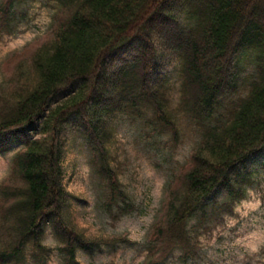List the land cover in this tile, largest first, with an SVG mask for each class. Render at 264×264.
<instances>
[{
  "label": "trees",
  "instance_id": "obj_1",
  "mask_svg": "<svg viewBox=\"0 0 264 264\" xmlns=\"http://www.w3.org/2000/svg\"><path fill=\"white\" fill-rule=\"evenodd\" d=\"M21 1L0 0V30L11 32ZM57 1L52 38L6 62L8 69L14 60L13 70L0 82V154L21 146L0 184V264H48L47 230L60 264H79V251L129 243L87 236L67 215L63 133L70 124L86 139L91 168L107 190L102 208L119 219L135 207L111 166V121L141 117L144 108L173 142L175 111L201 137L167 185L163 212L143 242V264H164L175 252L180 264L195 262L189 222L204 224L210 201L232 214L250 184L251 160L264 152V0ZM249 49L257 51L255 73L241 77L239 53ZM168 67L181 78L176 109L161 77Z\"/></svg>",
  "mask_w": 264,
  "mask_h": 264
},
{
  "label": "rangeland",
  "instance_id": "obj_2",
  "mask_svg": "<svg viewBox=\"0 0 264 264\" xmlns=\"http://www.w3.org/2000/svg\"><path fill=\"white\" fill-rule=\"evenodd\" d=\"M14 11L11 32L0 30V82H6L13 70L14 60L8 69L6 62L26 49L48 43L52 38L54 16L59 14L61 6L57 0H23L15 4ZM256 57L254 49L239 53L241 77L255 73ZM161 77L170 106L176 109L181 87L178 71L168 67L162 70ZM249 82L247 78L243 86L246 84L247 88ZM173 115L179 128L177 142L172 141L168 131L156 126L147 108L143 109L141 117L123 115L111 121L112 137L108 144L111 166L135 207L129 215L119 219L112 218L102 208L107 190L91 168L92 152L86 139L72 125L64 128L62 183L72 197L67 215L87 236H120L129 241L115 248L104 247L90 255L79 251V264H143L147 253L143 242L163 212L167 185L187 164L192 150L200 142V130L193 121L180 111ZM20 148L14 146L0 154V184L8 177L12 157ZM250 163V184L245 186V196L233 206L232 214L213 210V201H210L204 224L197 226L195 218L189 222L198 258L188 264H264V152ZM216 198L219 203L225 201L221 194ZM44 243L53 249L48 264H60L49 230ZM164 264H180L179 253L172 254Z\"/></svg>",
  "mask_w": 264,
  "mask_h": 264
}]
</instances>
